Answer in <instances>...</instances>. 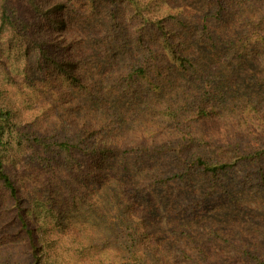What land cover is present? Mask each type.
<instances>
[{"label":"trees","instance_id":"trees-1","mask_svg":"<svg viewBox=\"0 0 264 264\" xmlns=\"http://www.w3.org/2000/svg\"><path fill=\"white\" fill-rule=\"evenodd\" d=\"M26 1L37 22L1 0L0 33L77 101L44 129L0 110V203L17 238L0 264H264V0H88L79 20ZM237 203L240 239L196 230ZM84 208L107 234L77 230Z\"/></svg>","mask_w":264,"mask_h":264},{"label":"rangeland","instance_id":"rangeland-1","mask_svg":"<svg viewBox=\"0 0 264 264\" xmlns=\"http://www.w3.org/2000/svg\"><path fill=\"white\" fill-rule=\"evenodd\" d=\"M53 1H55L54 3L62 2L64 4L63 9L67 13L71 11L70 5L74 6V16L78 20V15H81L88 7V0H76L75 2L74 0H43V3L50 6ZM232 1L236 2L237 0ZM251 1L255 0H245L248 4ZM7 3L12 10H18V17L25 26L37 22V16L28 10L26 0H7ZM232 12L234 14L232 27L234 29L237 28L236 24L239 22L238 29H241L237 32L246 31L243 26H240V21L245 18V11L236 5V9ZM71 15L73 16V13ZM68 22H71V20H68ZM37 24L38 28H41L44 21L39 20ZM20 28L23 29L22 24ZM25 47L26 45L18 39L17 35H13L10 31L5 30L0 33V110L13 111L15 121L20 123L25 129L26 127H29V129L37 127L39 123L41 125L38 126L39 129H44L46 128L47 120L53 118L54 112H61L63 116H66L65 108L67 106H75L77 99L72 92L70 93V98L61 97L64 93L62 91L65 89V81L60 79L53 69L50 68L47 71L44 67L39 66L34 55L36 54L35 52H31V56L25 55ZM35 81L36 86L33 83ZM10 208L11 206L8 201L5 200L3 203H0V257H2V253L8 252V245L12 246L17 241V238L13 236L16 228L11 226L7 216ZM259 208L256 206L257 211H254L253 217L261 215ZM242 210L243 207L240 203H237L235 206L231 205L230 207H212L206 214L207 217L204 222L201 220L200 225H195L196 230L200 232V230L203 231L206 227L218 228L222 232H227L232 238L237 237V239H240L241 226L243 225L242 220L244 219L240 218ZM91 215L93 213L84 208L83 216H79V219L77 218V230L89 226L90 228H88L91 232H95L98 235L107 234L109 232L107 225L102 226L106 224L105 220L91 217ZM257 221L259 222V226L261 224V228L264 229V216L258 217ZM100 230L103 233H100ZM50 235L51 232L49 231L47 236L49 237ZM49 249V255H52L54 251ZM222 252L229 256L227 248L223 249Z\"/></svg>","mask_w":264,"mask_h":264}]
</instances>
